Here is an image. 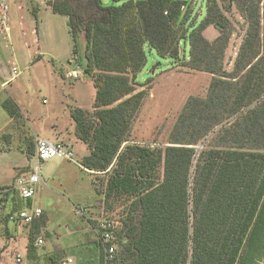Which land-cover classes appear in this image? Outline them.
<instances>
[{
    "label": "trees",
    "instance_id": "16d2710c",
    "mask_svg": "<svg viewBox=\"0 0 264 264\" xmlns=\"http://www.w3.org/2000/svg\"><path fill=\"white\" fill-rule=\"evenodd\" d=\"M189 1L42 0L67 18L72 53L83 35L84 63L78 61L96 87L91 114L71 113L89 149L81 165L106 176L105 201L132 199L135 264H264L261 0L240 5L247 27L230 71L223 67L230 35L224 14L212 0L205 16L188 24ZM31 12L37 19V9ZM210 25L218 31L211 41L203 35ZM184 46L187 66L211 75L205 97L186 102L164 151L126 142L145 95L135 85L142 86L137 74L147 54L176 61ZM2 108L12 118L19 113L11 98ZM116 221L121 264L125 242Z\"/></svg>",
    "mask_w": 264,
    "mask_h": 264
},
{
    "label": "rangeland",
    "instance_id": "374dc122",
    "mask_svg": "<svg viewBox=\"0 0 264 264\" xmlns=\"http://www.w3.org/2000/svg\"><path fill=\"white\" fill-rule=\"evenodd\" d=\"M211 1L190 0L188 24L202 19ZM244 1L248 0H215L230 27L223 54L226 71L231 70L246 31L247 21L240 12ZM33 7L37 9V19L31 12ZM259 14L264 37V0ZM203 35L211 41L218 31L210 25ZM184 47L183 56L176 61L147 54L137 74L142 86L135 85L136 91L144 89L145 95L131 120L126 142L164 151L173 145L169 143L170 133L186 102L205 97L211 75L187 66ZM72 48L67 18L52 13L42 0H0V62L6 73H11L12 66L19 71L8 82L1 78L4 83H0V187L10 184L28 164L32 165L33 140L43 132L51 131L75 153L74 162L53 158L40 164L42 182L33 199L41 213L31 224L17 223L11 232L4 225L0 227V264H60L69 255L75 264H97L100 250L96 225L105 218L121 222V239L125 242L119 248L121 264H135L129 244L132 225L128 210L132 199L105 201L106 176L77 164L89 149L75 135L71 113L80 109L91 114L96 87L79 65L85 52L83 35L78 38L77 54L72 53ZM71 70L78 71V78L67 77ZM6 98L18 106L20 113L13 118L2 108ZM200 148L201 144L193 147L194 159ZM29 238L32 246L28 250ZM38 238L43 242L35 244Z\"/></svg>",
    "mask_w": 264,
    "mask_h": 264
},
{
    "label": "built area",
    "instance_id": "2783aa9c",
    "mask_svg": "<svg viewBox=\"0 0 264 264\" xmlns=\"http://www.w3.org/2000/svg\"><path fill=\"white\" fill-rule=\"evenodd\" d=\"M11 72L13 77L19 73L16 66L11 67ZM66 75L70 78H78L79 76L77 70H71ZM74 157V149L66 142L62 140L50 141L39 136L34 137L31 156L32 165L19 173L13 182L0 187V206L4 202L12 204L4 217L0 218L12 223L31 224L41 213L38 207L29 205L30 200L35 196L37 185L42 182L40 164L53 158L74 162ZM16 204L17 206L14 209ZM117 228V221L114 219L105 218L97 223L96 234L101 249V261L97 264H118ZM42 242V239L38 238L35 244ZM73 262L72 257H64L60 264H73Z\"/></svg>",
    "mask_w": 264,
    "mask_h": 264
},
{
    "label": "crops",
    "instance_id": "0c3cea01",
    "mask_svg": "<svg viewBox=\"0 0 264 264\" xmlns=\"http://www.w3.org/2000/svg\"><path fill=\"white\" fill-rule=\"evenodd\" d=\"M37 50H38V52H39V54L40 55H43V53L41 52V50H40V48L38 47L37 48ZM28 55H29V59H31L32 60V53H31V51L29 50L28 52ZM38 61V60H37ZM32 62V61H31ZM33 63V62H32ZM31 63V64H32ZM35 63V62H34ZM10 71H11V69H10ZM11 75H12V72L9 74V73H6V70H5V68H4V66L2 65V63L0 62V83H4V82H1V78L2 79H6V81L5 82H8L9 80H10V78H11ZM13 100V99H12ZM14 101V100H13ZM15 102V101H14ZM16 104V103H15ZM17 105V104H16ZM20 113V112H19ZM41 136H43L44 138H46V139H48V140H50V141H52L51 139H55V140H53V141H56V140H58L57 138H56V136L54 135V134H52V132L51 131H46V132H43L42 134H41ZM40 136V137H41ZM30 160H31V158H30ZM59 160H62V159H59ZM62 162V161H61ZM79 166L81 165V164H79V163H77ZM30 165L28 164V167H29ZM17 167V166H16ZM15 167V168H16ZM28 169V168H27ZM25 171V170H24ZM15 178V177H14ZM13 182V181H12ZM16 202H18V201H16ZM19 203V202H18ZM11 203H9V202H4V203H2V205L0 206V217H4V215H5V213L10 209V207H11ZM29 205H32V206H34V199H32V200H30V202H29ZM16 206H17V204H16ZM19 206H20V204H19ZM34 207H37V206H34ZM1 219V218H0ZM2 220V219H1ZM17 223H12V222H9V221H6V219H5V221H3L2 220V222H0V227L1 226H6L7 228H8V230L11 232V230H14L15 229V225H16ZM96 238H97V236H96ZM99 250H100V256H99V261H98V263L100 262V257H101V249H100V246H99ZM65 257H72V256H65ZM73 258V257H72ZM73 264H75V260H74V258H73ZM0 263H1V258H0Z\"/></svg>",
    "mask_w": 264,
    "mask_h": 264
}]
</instances>
